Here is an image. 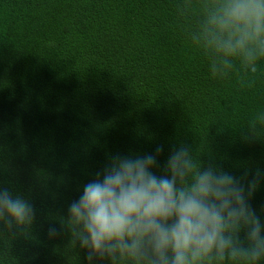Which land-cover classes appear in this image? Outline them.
<instances>
[{"label":"trees","instance_id":"obj_1","mask_svg":"<svg viewBox=\"0 0 264 264\" xmlns=\"http://www.w3.org/2000/svg\"><path fill=\"white\" fill-rule=\"evenodd\" d=\"M215 2L0 0V189L36 212L26 230L0 225V264H88L68 207L112 156L163 146L159 176L183 145L202 168L264 170L247 124L264 109V59L214 77L223 58L193 39ZM250 203L264 224V180Z\"/></svg>","mask_w":264,"mask_h":264},{"label":"clouds","instance_id":"obj_2","mask_svg":"<svg viewBox=\"0 0 264 264\" xmlns=\"http://www.w3.org/2000/svg\"><path fill=\"white\" fill-rule=\"evenodd\" d=\"M204 7L206 19L193 39L223 58L211 65L212 75L223 78L237 58L246 73H257L264 59V0H216ZM247 124L264 135V109ZM162 152L157 146L154 154L112 156L69 205L67 226L88 264H264V224L250 203L264 170L234 176L211 163L202 168L182 145L158 176L153 169ZM35 215L27 199L0 189L3 230H26ZM48 231L57 235L54 227Z\"/></svg>","mask_w":264,"mask_h":264}]
</instances>
